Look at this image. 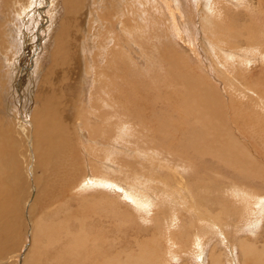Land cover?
<instances>
[{
    "label": "rangeland",
    "instance_id": "obj_1",
    "mask_svg": "<svg viewBox=\"0 0 264 264\" xmlns=\"http://www.w3.org/2000/svg\"><path fill=\"white\" fill-rule=\"evenodd\" d=\"M22 1L23 0H0V41L3 46H0V127L4 128L9 126L12 129H17L20 124L26 126L25 122H31V118L36 108L35 98L37 96V93L40 91L39 88L45 83L46 85L43 87L41 92L42 94H44V97H50L51 95V98L53 100L52 103H46L42 107V110H47L50 108L49 112L47 111L48 114L51 113L57 115L58 111L64 112L65 114V112L67 111L65 110L66 107L62 105V101L57 100L55 96H63V101H67L66 105H72L74 109L75 106H78L79 109H82L81 111L87 112L89 110L88 106L91 107L94 102L93 95H95V92L92 93V103L88 101V97L90 95L89 93H91V90L94 88L95 91L99 89V96L101 98L107 99L106 104L108 107L105 106V108L103 106L104 103H102L101 105V107H104L103 112L111 115V118L108 122L105 121V117H101L97 122L91 121L93 122L91 124L87 123L86 121H79L75 131L74 127L76 126V122L74 118H70L69 116V135H71V137L69 138L70 140L66 139L65 144L67 146V151L64 152L63 158H71V162L74 163L77 167V174L74 175V180L67 178L69 181H71V184L65 186V188L61 187V180L58 178L52 179L50 181V186H52L53 188H60V191L64 197L59 199L57 202H60L63 206H65L66 209H69V219L85 222L86 225L90 228L94 227L93 223L97 221L98 234L106 238L108 237V244L110 245H108L107 248L110 256L119 258L120 261H124L128 257L134 262H137L136 256H139L141 254L140 248L142 249L143 244H151L152 242L156 241L157 244H159V247H162L161 251L164 254H167L166 248H168L172 244V242L176 243L175 247H177L178 250L183 246H189L188 243H191V237L189 238V236H193V231L188 227V223L193 222L196 225L208 224V219H204L203 214L206 213L204 208L200 209V206H202V204L204 203L207 204L213 212L221 208V221L216 219V225L220 228V231H217L216 229L213 232H221L223 228L224 229L222 231H225V227H227L228 229L229 227L230 229H233L234 225L231 226L232 222L241 223L244 219L240 220V217L244 218L245 210L250 206L253 207V205L256 203L255 201H257L259 196L260 198L262 196L264 197V181H262L261 178L248 179L247 176H242L241 173L236 174L238 172L233 169L227 168L223 164H220L219 161L215 159V154L214 156H212L209 154V152H222L221 149H218L220 148L219 145H221L223 141H226L228 137V139H232L233 142H236L237 144L240 143L239 145L243 146V149L241 150L245 152V159L247 162L253 164L254 161H256L257 163H259L260 170L264 171V137L258 138L254 135H251L248 124H246L251 120L246 119V114H250V112L256 110V118H259L263 115L262 113L264 112L256 105L260 104L262 105V107H264V98L263 100H260L249 93L251 92V89H255L254 82L257 81V78L259 74L262 73V70H259V68H257L254 72L243 71L235 74L236 76H233V78L231 76L230 78L234 79L236 82H231V88L225 87V89L221 86L225 82L219 77L215 76V74L212 73V70H210V77L206 78V75H204L200 70L202 69V66L197 71L195 70V63L201 65L204 62L203 56H209L207 53L212 49V47L210 46L211 41L209 40V36L208 39L204 37V31L202 30V28L200 30L198 28V25H200V21L196 19V23L194 22L195 24L193 23V26L192 24H189L188 27L190 29L192 27V29L190 30L192 33L195 32V40L197 43L195 46L197 48L198 56L194 52L188 54V49L187 51H182V48H186V45L184 43H180L181 45L176 44L175 42L177 40L174 38L172 39L175 41L170 40L171 37H169L168 39V36H170V34L167 32V27L171 30L174 26L178 25L179 18L176 15L172 14L169 20L164 19V14L166 12L164 6H162V8L165 12L161 10V7L152 8L147 4H140L139 6L138 2L130 0V2H133L136 5V7H140L138 9V7L135 8L134 5L133 11L135 9L136 12L132 13V11L131 17L126 15L125 12H120V10L122 9V3L117 7V5L114 3L116 1L112 0H104V5H106L107 7L106 10L102 9L99 6L101 5L100 3L98 4L99 7L95 9V7L97 6L96 3L93 4V2H96V0H33V2L30 1L31 7L27 10V12H23L24 9H20L22 7L21 5L23 4ZM74 1L76 3H72ZM201 1L202 0H183L182 3L185 4L184 8L186 12L194 14L196 4H200ZM54 6L55 8H53ZM261 6L262 12L264 14V0H256L255 9L257 13H260ZM91 9H94L93 14H89ZM216 9L218 10L219 15L222 16L220 20L223 22V32H220V30L218 29L220 34L223 33L221 34L223 36V39L228 38V34H230L231 37L233 34H231L230 32H225V30L227 29V25L223 15H225L226 13L225 11L220 12L222 10V5L217 4ZM21 10L23 12L22 14H25L19 16ZM243 17V15H239L234 20L238 23H235V28H237V30L234 28L233 31L236 32V35H238V37H240L242 29H246V31L248 33L250 32L251 35L255 34L254 36H257V28L261 27L264 29V18H262V20L258 24L254 23L253 25H249V23H251V20L249 18ZM101 18L104 22L100 25ZM238 18H243V20L237 21ZM127 19L129 20L131 26L126 25V22H128ZM131 19L134 22L131 21ZM30 20L33 21L31 22ZM234 21H232V23H234ZM20 23L21 33H19L18 28V24ZM163 23H167V26ZM216 24L219 25L218 20L216 21ZM22 25H27V30L32 33L27 34ZM72 30L74 31V33L72 32ZM127 30H131L132 32L136 31L139 36L146 38V40L148 39L147 41L149 43L151 42L153 46L156 47V50L161 48L162 45H164L165 47L169 46L170 41L172 45L169 47H171V49L174 48V50L177 49V53H180V55L182 56L184 55L183 58L187 59L186 55L188 54V56L191 57L190 61L194 62V66L192 65L191 71H189V75L187 72L183 73L180 70H178L177 72L172 71L171 69L167 70L169 66L168 64L164 63L165 57L163 56L160 58L157 56L149 58V55L152 54L145 55V53L140 52V50L137 49L138 47L136 45H131L133 42L132 38L131 41H129V38H127V36L125 35ZM60 31H62V35L60 34ZM177 32H180L179 34H182L186 31L183 27L178 26ZM160 33L162 34V36H158ZM148 34H152L154 38H156V44L152 42V38H149ZM234 40H236V43L241 45L242 42L240 38H236ZM136 41H138V39ZM172 41L175 43L174 45ZM179 41L182 42L181 40ZM151 43L149 45H152ZM148 44L146 43V46L144 44L143 47H147ZM258 44H263V40H258L257 45ZM129 45L132 46H130V51H128ZM139 48L142 49V47ZM155 54L159 53L154 52L153 55ZM239 54L241 53L239 52ZM11 56L13 57L9 61V58ZM196 56L200 57L202 61H198V58H196ZM56 57L57 62L53 63L52 58ZM115 57L118 59H115ZM171 58H169L171 60V64L176 63L177 65L178 61L174 58ZM107 59H109L111 64H109V62L108 65L106 64ZM209 62L210 65H212L211 60H209ZM63 64L65 66H63ZM206 64H208V62ZM32 76L34 83H31L30 86L26 85V82L30 80V77ZM191 76L195 77L198 80L204 78L203 82L205 85L203 86V88H201L202 91H200V93L210 92L211 94H216L218 97H220V99H222L220 101V99L218 98L219 102L216 103V108L214 110L217 112L218 109H220V111L222 112V114L219 116V121L222 124V130L225 133V140L221 132L218 133L219 130H214L215 126L218 128V124L213 127V133L215 135H209L210 129L212 128V123L210 124L211 126H209V118H204L203 122L204 124H206L205 127L207 125L209 126H207L206 129H210L207 130V133H198V123L195 121H198L197 119L201 117L197 114L195 116L191 115L192 109L194 108L190 107V97L197 95V93L194 91V94L189 87H185V84L189 79H184V77L189 78ZM242 80L244 83L241 82ZM189 81L193 82L192 80ZM247 82L250 85L246 84ZM244 84H246V86L248 85L247 90L243 87ZM111 85H113V87ZM208 85L211 86V89L208 88ZM4 89L6 90V93L4 92ZM215 89H217L218 91ZM189 90L191 92H189ZM232 105L235 108H238V111L242 109L247 113L244 112L242 114H238L237 116H233L229 109V107H231ZM198 107L199 111L205 113L206 115L208 109H205V106ZM241 116L245 117V121L243 123L240 121ZM215 118L216 115L213 116V121H218ZM261 118L264 119V117ZM60 121L62 123V118ZM125 123L128 128L116 130L117 128L122 127ZM94 127H96V140L98 139L99 143L97 142L95 146H88V144L92 143L90 142V129H93ZM263 127L264 120L259 121L257 125L258 130L263 129ZM80 130L84 132V137L82 136L83 138L80 135ZM120 130H126L128 132V137H119L120 139H118V135L116 133H118ZM98 134H101L100 137H98ZM262 135L264 136V130L262 131ZM214 137L216 140L213 139ZM107 140L108 144L112 142L113 145L115 141V147L120 144L123 147L121 149L117 147L115 151L111 152V149L107 144V146H105L106 148L104 146V148L102 147V143H107ZM217 140H219V142ZM20 141L23 142V140ZM26 143H32L29 135L27 136ZM204 144H206L209 148ZM221 147L223 148V146ZM31 150L26 149V157H20V161L23 162V168L27 171H34L33 165L31 167L30 163H26L27 158L31 157V155H29L31 154ZM22 151L23 149L21 150V152ZM145 151L147 152V157L155 155V159H157L158 164H156V162H153V160V165L148 158L139 157V159L137 158V156H135V154H138V152ZM108 152L110 153L111 165H117V168L121 170L118 172L117 169H115L116 173H120L122 175L121 176L120 174L115 173V177H117L116 179L121 184L127 186H143V189L141 188V191L137 186V188L139 189V194L142 195L144 191L146 192V194H151L146 195L147 197H152V199L154 200V204H150L149 211H146L149 215L144 213H142L143 215H141V213L139 212L136 213V211L133 209L134 207H132L129 202L123 200L119 192L109 193L106 191H101L100 189L91 190L92 192L90 196H94L96 199L100 198L98 200V210H96V212L98 213V217L94 216V211L91 206H78L75 203L76 198H74V193L78 190V188L82 184V180L86 177L87 174L98 176L101 170L102 172H100V176H108V174L110 173L109 171H103L102 169V158H104L105 153ZM238 153L240 154L241 158H243V152ZM33 154L35 158L31 159L35 162V152H33ZM172 154H174L175 156H173ZM117 157L119 161L117 160ZM121 157L123 158L121 159ZM135 157L136 161L134 159ZM166 159L167 161H165ZM96 162H98V165L95 164ZM121 163L122 165H120ZM167 165H170L171 167ZM94 166L98 168L97 171H95ZM153 166L155 168H153ZM161 167H163V170L165 169L166 171H163ZM133 169V173L138 170V175H133L132 173L130 174L128 172ZM146 170L148 171L145 172ZM155 170L157 171L155 172ZM249 170H252V168H249ZM35 171L37 175L36 177L38 178H42L45 175L44 169L42 170L41 168L36 167ZM173 177L174 179H176V181L173 179ZM130 179L132 181H130ZM154 179H156V181ZM25 183L27 182L21 183V189L23 190V187H26V190H29V186L25 185ZM137 183H139L140 185ZM236 186L244 187V192H248L247 189H250L252 197H249V199H245V197H242L241 200L234 197V189ZM185 187L187 189H185ZM163 188L166 189L163 190ZM175 189H178L179 191H175ZM105 197H108V199H101ZM170 197L173 198L171 199ZM64 198H66L65 201ZM184 198H186L187 200ZM244 200L245 205H243L242 207L241 203ZM175 203H177V205ZM186 203L188 204L186 205ZM104 205H106L105 208ZM192 205L198 206V208ZM129 207L131 208V210ZM237 208L238 213H235L234 210ZM52 209L57 213L56 219H63L65 214H62V209L59 210L58 203L54 207H52ZM133 212L136 214H134ZM140 215L142 217L144 216V218H142ZM158 215L162 217L157 218ZM137 217L139 219V224ZM207 217L209 218L210 216L207 215ZM250 218L253 219L254 217ZM140 219L142 222L140 221ZM230 219L233 221H231ZM163 221L165 222V224ZM202 221L203 223H201ZM227 223L228 225L224 226ZM143 224H145L144 227ZM25 226L30 228V224L28 223L23 225V227ZM168 226H170L171 230H169ZM206 226L207 225H205V227ZM128 227L129 230L127 231ZM137 227H139V229ZM149 227L151 231L149 230ZM146 228L148 231L146 230ZM142 229H145L143 230L144 232L142 231ZM134 230L136 231L134 232ZM162 230H164L165 232ZM258 230H260L262 234L264 233V223H262V225L258 227ZM258 230L255 231L254 229L252 235L256 234ZM190 232H192V234ZM198 233L203 234L204 232L199 230ZM150 234L152 235L150 236ZM163 234H165L168 238H166V236ZM205 234H207V232ZM156 235H158V237ZM216 235L217 233H214L213 237L205 238V243H210V245L206 247L207 252H209L208 250L212 247V245L216 243ZM241 235L244 236L246 235V233H241ZM252 235H250L249 238H251ZM224 236L226 237L227 242H230V240H233V243L237 242L236 236H233V239H229L226 234H224ZM21 240L22 243H27H23L24 245L22 244L21 251L19 252L18 264L23 263L24 254L27 252L26 246H28V243L30 241V235L22 236ZM132 241H134V243ZM138 241L141 242L139 243ZM248 242L249 244L252 243L251 241ZM194 249L195 248L192 247L190 251L187 250V252L183 253L175 264H197L196 259L192 255ZM248 250L249 248L246 250V252ZM232 251L236 258L237 264H242V259L240 258V254L242 253L239 247L237 245L234 246L232 248ZM221 252L225 253L223 250ZM126 254L131 255L132 258L131 256H127ZM179 254H181V252ZM116 255H119V257H117ZM260 256L261 258H259ZM260 256H257V262H259V264H264V256ZM121 257L124 258L122 259ZM163 257L164 259L167 258V256ZM247 264L254 263L252 260H250Z\"/></svg>",
    "mask_w": 264,
    "mask_h": 264
},
{
    "label": "bare ground",
    "instance_id": "obj_2",
    "mask_svg": "<svg viewBox=\"0 0 264 264\" xmlns=\"http://www.w3.org/2000/svg\"><path fill=\"white\" fill-rule=\"evenodd\" d=\"M30 1L33 2V0H23L22 1L23 4L21 5L22 7L20 9H24L23 12L24 11L27 12V10L30 9V7H31ZM112 1H116L114 3L117 5V7L119 5H121V3H122V9L120 10L121 13L125 12L126 15L132 17V13L136 12L135 9L133 11L135 4L133 2H130V0H112ZM133 1L138 2L139 6H140V4L141 5L147 4L152 8L161 7L162 11H164L162 8V6H164L165 11H166V12L164 11L165 12L164 19L169 20L171 18L172 14L176 15L179 18V23H178V25L174 26L171 30L167 27V32L170 34V36H168V39H169V37H171L170 40H173L172 38L176 39L177 41L175 43L178 45L180 43H184L186 45V48H182V51H185V50L187 51V49H188L189 50L188 54H190L191 52L192 53L194 52L197 56H198V54H197V48L195 46L197 44L196 40H195V34H194L195 32L192 33L190 31L192 29V27L190 29L188 27V25L192 24V26H193V23L194 22L196 23V19L199 20L200 25H198V28H199V30L202 28V30L204 31V34H205L204 37L206 39H208V36H209V38H210L209 40L211 41L210 46L212 47V49L210 48L211 50H209L207 53L209 56H203L202 55L204 57V62L201 65L200 64L198 65L197 63H195V65H196L195 70L197 71L202 66L203 70L202 69H200V70L202 71V73L204 75H206V78L210 77V75H211L210 70H212L213 71L212 73L215 74V76L219 77L221 80H223L225 82L223 84L221 82V84H222L221 86L224 87V89H225V87L231 88L230 87L231 82H234V83L236 82L234 79H232L233 76H236L235 74H237L239 72H243V71L254 72L257 68H259V70H262V73L259 74L257 81L254 82V88L255 89L254 90L251 89V92H249V93H251L252 95L257 97L258 99L263 100V98H264V29L261 27L257 28L256 29L257 30V36H254L255 34L251 35L250 32H249L250 33L249 34L246 31V29H242L241 33H240V37H238V35H236V32L233 31L234 28L236 27L235 23H238L234 20L239 15H243L245 18H249L251 20V23H249V25H253L254 23L258 24V23H260L262 18H264V14L262 12V6L260 7V9H261L260 13L256 12V9H255L256 0H202L200 2V4L199 3L196 4L194 14L186 12V10L184 8L185 4L182 3L183 0H133ZM67 3H69V2H67ZM72 3H76V2L74 1ZM95 3L97 6V7H95V9H97L99 6L104 10L107 9L106 5H104V0H96V2H93V4H95ZM99 3L101 5L98 6ZM217 4L222 5V10L220 12L225 11V13H226L225 15H223L225 22H226V25H227V29L225 28L226 29L225 32H230L231 34H233L231 37H230V34H228V38H226V39L225 38L223 39V36L221 35L223 33L220 34V32H223V22L220 20V18L222 16L219 15L218 10L216 9ZM137 7L135 5V8H137ZM53 8H55V6ZM139 8L140 7H138V9ZM23 12L21 10L19 16L24 15L25 13L22 14ZM93 13H94V9H91L89 14H93ZM128 16H127V18H128ZM243 18L242 19L238 18L237 21H242ZM133 19H135V18H133ZM95 20H96V18H95ZM217 20H218L219 25L216 24ZM131 21H133V20L131 19ZM232 21H234V23H232ZM103 22L104 21L101 18L100 25L103 24ZM163 24H165L167 26V23H163ZM18 25H19L18 26L19 33H21L20 32L21 23ZM126 25L131 26L129 20H128V22H126ZM178 26L183 27L186 32L179 34L180 32H177ZM22 27L25 29L27 34L32 33V32H29L27 30V28H28L27 25L26 26L22 25ZM244 27H245V24H244ZM159 29H160V27H159ZM218 29L220 30V32ZM235 29L237 30V28H235ZM72 32L74 33L73 30H72ZM61 33H62V31H60V34ZM152 33H153V30H152ZM125 35L127 36V38H129V41H131V38H132L133 42L131 45L132 46L136 45L138 47L137 49H139L140 52L145 53V55L152 54V55H149V58H152L154 56H157L159 58L162 56L165 57L164 63L168 64V66H169L167 68V70L171 69L172 71H176V72L178 70H180L183 73L187 72L189 75V71H191V68H192V65L194 64V62L190 61L191 57L188 56V54L186 55L187 59H185V58H183L184 55L182 56V55H180V53H177L178 52L177 49H175L176 52H175L174 48L171 49V47H169L172 45L170 41H169V46L165 47L164 45H162L161 48L156 50V47H154L151 42L150 43L152 45H149L150 43L147 41L148 39L146 40V38L139 36L136 31L132 32L131 30H127ZM148 35H149V38H152L151 39L152 42L155 43L156 38H154V36L152 34H148ZM158 36H162V34L160 33ZM134 38H137L138 41H136L137 39H134ZM236 38L241 39V42H242L241 45L236 43V40H234ZM163 39H165V38H163ZM178 39L181 40L182 42H180ZM261 39L263 40V44L257 45L258 40H261ZM159 40H161V39H159ZM166 40H167V37H166ZM173 41H175V40H173ZM173 41H172V43L174 45L175 43ZM146 43L147 44L149 43L147 45V47H143L144 44L146 46ZM131 45L128 46L129 47L128 51H130L129 49H130ZM0 46H2L1 41H0ZM139 47H142V49ZM10 49H11V47H10ZM154 52H158L159 54L153 55ZM239 52L241 54H239ZM141 55H143V54H141ZM197 56H196V58H198V61L199 60L202 61L200 59V57H197ZM12 57L13 56H11L9 58V61L12 59ZM169 58L176 59L178 61L177 65H176V63L171 64V60ZM115 59H118V58L115 57ZM206 59H207V61H206ZM209 60H211L212 65H210ZM52 62L56 63L57 57L52 58ZM108 62H109V64H111L109 59H107V61H106L107 65H108ZM148 62H150V61H148ZM207 62H208V64H206ZM63 66H65V65L63 64ZM86 73H87V70H86ZM12 75H13V73H12ZM231 76H232V78H230ZM40 77H41V75H40ZM174 78H176V77H174ZM184 79H189V80L193 81V82H190L189 80H187L185 87L186 88L189 87L190 90L193 91V93H194V91L197 93V95L190 97V101H191L190 107L194 108V109H192L191 115L195 116L197 114L198 116L201 117V118L197 119L198 121H195L198 123V128H199L198 133H201V132L207 133V130L210 129V128L206 129V127L208 125L205 127L206 124H204V122H203L204 118H209V126H211L210 124L212 123V128L210 129L209 135L214 134L213 133V127L218 124L217 125L218 128L215 126L216 129L214 127V130H219L218 133L221 132L222 136H224L225 133L222 130L223 127L219 121V119H220L219 116L222 114V112L220 111V109H218L217 112L214 110L216 108V103L219 102L218 98L220 99V97H218L216 94H211L210 92H201L200 93V91H202L201 88H203V86L205 85L203 82L204 78L203 79L200 78L202 81L198 80L192 76L189 78L184 77ZM184 79H183V81H184ZM205 80H207V79H205ZM241 82H243V80ZM26 83H27L26 85H29V86L31 85V83H34L33 76L30 77V80H28ZM110 84H111V82H110ZM246 84L250 85L248 82ZM246 84H244L243 87L247 90L248 85L246 86ZM45 85H46V83L43 84L39 88L40 91L37 93V96L35 98L36 108H35V111H34L32 118H31V122H29V123L25 122L26 126L20 124L17 127V129L16 128L12 129L9 126L4 127V128L0 127V264H18L19 263V252L21 251L22 244L24 243V242L22 243L21 239H22V236H28V235H30V241L28 243V246H26L27 252L24 254V259H23L22 264H118V263H121V264L122 263L123 264H157V263H159V264H175L179 260L180 256L183 253L187 252V250L190 251L192 247L195 248L192 255L196 259L197 264H206V263L207 264L208 263L209 264H237L236 258L234 256L233 251H232V248L236 245L239 247V249L241 250V253H242V254H240V258L242 259V264H247L248 261H250V260H252L254 264H259V262H257V256H260V255L264 256V235H263L264 233L262 234V232L260 230H258V227L260 225H262V223H264V220H263L264 219V197L263 196L261 198H260V196L258 197V199H257V201H255L256 203L253 205V207L250 206L248 209L245 210L244 218L240 217V220L244 219L241 223L232 222L231 226L234 225L233 229H230V227L228 226L229 229L227 227H225L226 228L225 231H222L224 229L223 228L221 230V232H213L216 229H217V231H220L219 230L220 228L216 225V219L221 221V219H220L221 208L219 210H216L213 212V211H211L209 206L204 203V204H202V206H200V209L204 208L206 213H204L203 215H204V219H208V222H207L208 224H205V225H207L205 227V225H202V224L196 225L193 222L188 223L189 224L188 227L191 228L193 231V236L188 235L189 238L191 237V243H188L189 246H183V247H181V249L178 250V248L175 247L176 243L172 242V244L168 248H166L167 254H164L161 251L162 247L160 248L159 244H157V242L154 241L151 244H143L142 249L139 247L141 250L140 251L141 254L139 256H136L137 262L130 260L128 257L124 261H120L119 258H114V256H112L113 257L112 258L110 256L108 248H107V246L110 245V244H108V237L106 238V237H103L102 235L98 234V232H97V229H98L97 228V221H95L93 223L94 227L90 228L86 225L85 222H81L79 220L75 221V220L69 219V217H68L69 209H66L65 206H63L60 202H57L59 199L64 197L60 191V188H53L52 186H50V181L52 179L58 178L61 180V184H62L61 187L65 188V186L71 184V181H69L67 178L74 180L75 179L74 175L77 174V167L75 166L74 163L71 162V158L70 157L68 159L63 158L64 152L67 151V146L65 144L66 139H69L71 137V135H69V130H70V125L68 123L69 116H70V118L71 117L74 118V120L76 122V126L74 127V131H75L79 121H86L87 123L91 124V123H93L91 121L97 122L100 120L101 117H105V121L108 122L109 119L111 118V115L103 112L104 107L105 106L108 107L106 104L107 99L101 98L99 96L100 95L99 89H97L95 91L93 88L91 90L92 92L89 93L90 95L88 94L89 95L88 101L91 102L92 95H93L92 93L95 92V95H93L94 96V102H93V105L91 107L88 106L89 110L87 112H85V111H81L82 109H79L78 106H75V109H74L72 107V105H66L67 101H63L64 100L63 96H59V97L55 96V98L57 100L62 101V105L66 107L65 110H67V111L65 112V114H64V112H59V111L58 112L56 111L57 115L51 114V113L48 114L47 111L49 112L50 108L47 110L46 109L42 110V107L46 103L47 104L52 103L53 100L51 98V95H50V97L49 96L44 97V94H42L41 90L43 89V87ZM111 86L113 87V85H111ZM102 87H105V86H102ZM208 88L211 89V86H209ZM0 89H1V86H0ZM190 90H189V92H191ZM215 90H217V89H215ZM88 91H90V90H88ZM227 91H228V89H227ZM4 92L6 93L5 89H4ZM81 95H82V93H81ZM110 98H112V97H110ZM221 100L222 99H220V101ZM26 101H28V100H26ZM102 103H104L103 104L104 107H101ZM59 104H61V103H59ZM86 105H87V103H86ZM256 105L258 106V108H260L264 111V107H262V105H260V104H256ZM198 106H202V107L205 106V109H208L207 110L208 114H207V112H206V115H205V113L200 112L198 109L199 108ZM120 108H121V106H120ZM83 109H84V107H83ZM229 109H230V112L233 114V116H237L238 114H242V113L246 112L242 109H240V111H238L239 109L235 108L233 105L231 107H229ZM98 111H99V113H98ZM119 111H120V109H119ZM256 112H257L256 110H253L252 112H250V114H246V119H251L246 124H248L249 130L251 131V135H254L258 138L259 137L263 138L264 136L262 135V131L264 130V127H263V129L258 130L257 125H258L259 121L264 120L261 118V117H264V112L262 113L263 115L260 116L259 118H256V116H257V115H255ZM133 115H135V114H133ZM215 115H216L215 119L218 121H213L212 118ZM61 118H62V123L60 121ZM238 118H239V116H238ZM240 121L243 123L245 121V117L241 116ZM96 127H94L93 129H90L91 133H89V135H90V142H92V143L88 144V146H95L97 142L99 143L98 139L96 140V135H97L96 134ZM125 128H128L126 126V123L122 127L117 128L116 130L125 129ZM116 134L118 135V137H117L118 139H120L119 137H122V138L128 137V132L126 130H120ZM28 135L30 136V138L32 140V143H30V144L26 143V139H27ZM80 135H81V137L82 136L84 137V132L82 130H80ZM100 135L101 134H98V137H100ZM226 136H228V135H226ZM216 138H217V136H216ZM213 139H215V137ZM20 140H23V142ZM220 140H222V139H220ZM224 140H225V136H224ZM217 141L219 142V140H217ZM87 142H89V141H87ZM195 142H193V143H195ZM114 143H115V141H114ZM114 143H113V145H112V142L110 144H108V140H107V143L106 142L102 143V147L103 146L105 147L108 145L111 149V152L115 151L117 147L120 149L123 147L121 144L117 145V147H115L116 143L115 144ZM149 143H151V142H149ZM215 143H217V142H215ZM241 143H242V141H241ZM239 144L240 143L237 144L236 142H233L232 139H228V137H227V140L223 141V143H221V145H219L220 148H218V149H221L222 152H214L213 151V152H209V154L212 156H214V154H215L214 157H215V159H217V161H219L220 164L225 165L229 169L235 170L236 172H238L236 174L241 173L242 176L245 175V176H247L248 179H250V178L251 179L261 178L262 181H264V171L260 170L259 163H257L256 161H254L253 164H250L249 162H247L245 159V157H246L245 152L241 150V149H243V146L239 145ZM204 145H206V144H204ZM221 146H223V148ZM22 149H23V151L21 152ZM26 149L27 150L32 149L31 154H29V155H31V157L27 158L26 163L27 164L30 163L31 167L33 165L34 171L25 170L23 168V162L20 161V157H22V158L26 157V154H27V152L25 151ZM95 149H97V148H95ZM145 150H146V148H145ZM95 151H97V150H95ZM188 151H190V150H188ZM33 152H35V155H36V161L35 162H34V160H32L35 158ZM238 152H243V158H241V156ZM146 153H147L146 151L145 152H138V154H135V156H137V158H139V157L148 158L152 164H153V162H156V164H158L157 159H155V155L150 154L151 156H149V157H151V158H149V157H147ZM131 154H133V153H131ZM97 155H99V154H97ZM116 155H118V154H116ZM172 155L175 156L174 154H172ZM122 158L123 157H121V159ZM99 159H101V158H99ZM102 159H103L102 160L103 171H107V172L109 171L110 173L108 174V176H105V175L100 176V172H102V170H101L99 172L98 176H94L92 174H87L86 177L82 180V184L80 185L78 190L74 193V198H76L75 203L78 206H85V205L91 206V208L94 211V216L98 217V215H97L98 213L96 212V210H98V200L100 198L96 199L94 196H90V194L92 192L91 190L100 189L101 191H106L109 193L110 192L111 193L112 192H116V193L119 192L121 195V198L123 200L129 202L132 205V207H134L133 209L136 211V213L139 212V213H141V215H143L142 213L147 214L146 211H149L150 204H152V205L154 204V200L152 199V197L146 196L147 194H149V195H151V194L150 193L146 194V192L144 191L142 193V195H140L138 191H139V189L141 191V188L143 186L139 187L137 185L139 187V189H138L136 185L135 186H131V185L127 186V185L121 184L116 179L117 177H115V173H116L115 169H117L118 172L121 170L117 168L116 164H115L116 166L111 165L109 152L105 153V156ZM134 159L136 161V157ZM172 159H173V157H172ZM117 160H118V157H117ZM165 161H167V159ZM128 162H130V161H128ZM95 164L98 165V162H96ZM120 165H122V163ZM123 166H125V165H123ZM133 166H134V164H133ZM147 166H148V164H147ZM167 166H170V165H167ZM36 167L41 168L42 170L43 169L45 170V173H44L45 175L42 178L36 177L37 176L36 171H35ZM133 168H135V167H133ZM140 168H141V166H140ZM153 168H155V167L153 166ZM161 168L163 170V167H161ZM172 168H169V169H172ZM249 168H252V170H249ZM97 170H98V168L95 167V171H97ZM132 171H134V169L131 171H128V172L130 174L132 173L133 175H138V170H136L137 174H136V171L134 173ZM147 171L148 170H146L145 172H147ZM156 171L157 170H155V172ZM149 172H150V170H149ZM140 173H141V170H140ZM142 173H143V170H142ZM151 173H153V172H151ZM116 174H120V173H116ZM147 174H150V173H147ZM142 177H144V176H142ZM174 177H175V175H174ZM174 177H173V179H174ZM138 179H140V178H138ZM173 179H171V180H173ZM154 180L156 181V179H154ZM174 180L176 181V179H174ZM130 181H132V180L130 179ZM180 181H181V179H180ZM22 182H27V183H25V185L29 186V190H26V187L25 188L23 187V190L21 189V186H22L21 183ZM157 182H159V181H157ZM137 184H139V183H137ZM141 184H143V183H141ZM165 184H166V182H165ZM182 186H184V185H182ZM146 188H148V187H146ZM165 189L163 188V190H165ZM183 189H182V191H183ZM185 189H187V188L185 187ZM176 190H178V189H175V191ZM234 190H235V195H233V196L236 197L237 199L241 200L242 197L243 198L245 197V199H247V198L249 199V197H252L250 189H247L248 192H244L245 191L244 187L236 186ZM161 194H163V193H161ZM120 195H118V196H120ZM180 195H179V197H180ZM87 196H90V197H87ZM157 197H159V196H157ZM162 197H163V195H162ZM167 197H169V196H167ZM183 197H184V195H183ZM170 198L172 199L173 197H170ZM101 199H108V197L101 198ZM184 199H186V198H184ZM65 200H66V198H64V201ZM160 200H158V201H160ZM57 203H58L59 210L60 209L64 210V211L61 210L62 214H65L63 219H60V218L56 219L57 213L55 210L52 209V207H54ZM188 203H190V202H188ZM188 203H186V205ZM175 204L177 205V203H175ZM241 205H242V207H243V205H245V200L241 203ZM189 206H190V204H189ZM192 206H195V205H192ZM105 207H106V205H104V208ZM195 207L198 208V206H195ZM200 209H199V211H200ZM130 210H131V208H130ZM224 210H225V208H224ZM159 211H161V210H159ZM234 212L238 213V208L235 209ZM136 213H134V214H136ZM194 213H195V211H194ZM198 214H200V213H198ZM147 215H149V214H147ZM160 215H162V214H160ZM160 215H158L157 218H159ZM207 215H209L210 217L208 218ZM101 216H104V215H101ZM250 217H254V218L252 219ZM142 218H144V216ZM157 218H155V219H157ZM137 219H138V217H137ZM146 220H147V218H146ZM140 221H141V219H140ZM231 221H233V220H231ZM130 222H132V221H130ZM155 222H157V221H155ZM183 222H184V220H183ZM26 223L30 224V228H28L26 226L23 227V225ZM201 223H203V221ZM138 224H139V219H138ZM164 224H165V222H164ZM128 225H130V224H128ZM144 225L145 224H143V227H144ZM226 225H228V223L225 224L224 226H226ZM125 227H127V226H125ZM168 227H169V230H171L170 226H168ZM171 227H173V226H171ZM193 227L194 228L196 227L195 230ZM137 228L139 229V227H137ZM207 229H208V231H207ZM254 229H255V231L258 230V232L256 234L252 235ZM128 230H129V227L127 228V231ZM143 230H145V229H142V231ZM146 230H147V228H146ZM149 230H150V227H149ZM164 230H162V231H164ZM199 230L203 231L204 233L199 234L198 233ZM209 230H211V231H209ZM135 231L136 230H134V232ZM206 232H207V234H205ZM190 233L192 234V232H190ZM214 233H217V235H216L217 237L216 238L214 237L216 239V243L214 245H212V247L208 250L209 252H207L206 247L208 245H210V243H208V242L205 243V238L213 237ZM241 233H246V235L242 236ZM224 234H226L229 239H233V236H236L237 242L233 243V240L232 241L230 240V242H227ZM151 235L152 234H150V236ZM158 235H160V234H158ZM158 235H156V236L158 237ZM163 235H165V234H163ZM250 235H252L251 238H249ZM163 238H165V237H163ZM166 238H168V237L166 236ZM181 239H183V238H181ZM157 240H159V239H157ZM169 240H167V241H169ZM141 241H138V242L140 243ZM189 241H190V239H189ZM248 241H251L252 243L249 244ZM132 242L134 243V241H132ZM164 242H166V241H164ZM25 243H27V242H25ZM257 244H259V245H257ZM102 245L105 247H103ZM219 246H220V249H219ZM221 247L224 249H222ZM259 247H260V249H259ZM139 248H138V250H139ZM248 248H249V250L246 252V250ZM222 250L225 253L221 252ZM178 252L179 253L181 252V254H179ZM258 254H260V255H258ZM127 256H131V255H127ZM163 256H167V258L164 259ZM117 257H119V255ZM131 258H132V256H131ZM259 258H261V256ZM184 263H186V262H184Z\"/></svg>",
    "mask_w": 264,
    "mask_h": 264
}]
</instances>
